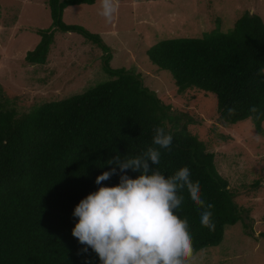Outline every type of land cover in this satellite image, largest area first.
Here are the masks:
<instances>
[{
  "label": "trees",
  "instance_id": "trees-1",
  "mask_svg": "<svg viewBox=\"0 0 264 264\" xmlns=\"http://www.w3.org/2000/svg\"><path fill=\"white\" fill-rule=\"evenodd\" d=\"M94 2L46 0L51 25L36 30L40 40L24 59L45 64L55 31L74 32L102 51L110 80L20 113L3 103L7 96L0 86V264H100L96 253L82 251L87 246L71 234L78 220L74 207L98 187L119 183V170L101 185L95 183L96 176L112 167L105 161L116 155L121 160L135 157L148 147L161 153L158 165L148 161L150 169L168 177L188 167L191 180L200 183L202 199L214 205L215 230L209 231L201 226L202 209L187 189L178 192L184 200L175 214L188 221L194 254L219 245L226 226L236 224L244 212L205 143L186 126L178 130L170 125L168 107L138 77L110 66L111 48L99 35L63 23L67 7ZM146 54L153 65L171 73L179 92L213 93L220 123L250 120L263 132L264 22L259 15L245 11L226 33L163 40ZM254 106L257 113L250 111ZM229 108L235 109L231 116ZM156 127L172 134L170 149L152 143ZM124 174L136 178L140 172L128 169Z\"/></svg>",
  "mask_w": 264,
  "mask_h": 264
},
{
  "label": "rangeland",
  "instance_id": "rangeland-1",
  "mask_svg": "<svg viewBox=\"0 0 264 264\" xmlns=\"http://www.w3.org/2000/svg\"><path fill=\"white\" fill-rule=\"evenodd\" d=\"M99 11L100 0L70 6L62 21L99 35L111 48L110 66L138 77L168 107L170 125L186 126L205 143L244 211L236 224L226 226L219 245L195 254L198 264H264V120L262 133L250 120L220 123L213 93L179 92L171 73L153 65L146 54L163 40L226 33L245 11L264 22V0H119L111 23ZM50 25L46 0H0V86L7 96L3 103L19 113L110 80L102 51L74 32L56 30L46 63H26V53L40 40L36 30Z\"/></svg>",
  "mask_w": 264,
  "mask_h": 264
},
{
  "label": "clouds",
  "instance_id": "clouds-1",
  "mask_svg": "<svg viewBox=\"0 0 264 264\" xmlns=\"http://www.w3.org/2000/svg\"><path fill=\"white\" fill-rule=\"evenodd\" d=\"M118 8L119 0H100L99 15L111 23ZM250 111L257 113L258 108ZM234 112L228 109L230 116ZM154 133L152 143L170 149L172 134L163 127H156ZM160 155L157 148L148 147L135 157L121 160L116 155L105 161L112 167L96 176L95 183L110 180L118 170L119 183L98 187L74 207L78 220L71 234L87 246L82 251L91 248L96 253L100 264H198L188 221L175 214L184 200L178 192L187 189L192 202L202 209L201 226L209 231L215 230L214 205L202 199L200 183L191 180L188 167L168 177L150 169L148 161L158 165ZM128 169L140 175L130 178L124 174Z\"/></svg>",
  "mask_w": 264,
  "mask_h": 264
}]
</instances>
